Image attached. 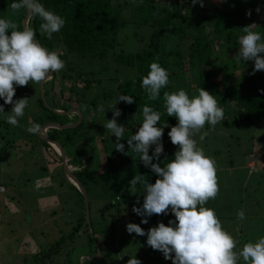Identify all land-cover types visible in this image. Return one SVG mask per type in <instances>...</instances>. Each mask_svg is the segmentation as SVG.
Listing matches in <instances>:
<instances>
[{"label":"trees","instance_id":"16d2710c","mask_svg":"<svg viewBox=\"0 0 264 264\" xmlns=\"http://www.w3.org/2000/svg\"><path fill=\"white\" fill-rule=\"evenodd\" d=\"M213 1L216 2L213 4L214 7L207 10V2L204 1V6L201 7L200 3L193 5L192 0H39L46 9L55 12L66 20L65 26L59 32L54 33L50 40L46 35L40 34L39 26L42 23L41 19L29 15L27 26H31L36 31V39L49 50H60L62 53L61 59L65 61L67 67L60 72V75L70 78L69 89L75 94L73 100L74 104L78 105V108L80 103L86 104L87 101V104H95L99 99L104 100L109 108L119 95H129L134 98L135 102L132 104L121 101L115 105V107L121 110V115L117 119L125 128L124 145L125 153L127 154L119 151L116 154V149L114 148L116 138L112 136L110 130L105 131L103 122L98 127L100 137L105 139V141L108 138L106 148L108 147L107 150L109 152L105 150V155L108 159L109 168L103 172L112 170V166L120 162L124 163L128 159H134L141 168L144 167L139 160V156L129 149L127 138L135 134L140 124H142V109L145 105L161 113V120L159 122L161 126L167 121L168 126L164 127L162 138L164 153L160 158L161 165L163 166V163L167 162L165 158L169 160L174 158V153L177 151L178 146L171 143L168 132L172 126L177 124V119L174 116H167L163 98L165 91L172 92L184 89L191 97L198 95V90L201 87L206 89L215 95L220 107L224 109V114H226L227 110V116L223 119L225 124L229 122L227 119L242 124L264 119V91H261V89H264V71H257L254 75L251 74L254 62H243L237 56L240 48L239 37L244 34L242 27L255 23L254 30L264 36V0ZM12 2L13 0H0V18L14 19L23 28L22 20L27 12L22 9L18 14L13 16L10 8ZM217 2H220V4ZM125 7L131 13L130 18L123 12ZM257 7L261 9L260 13L256 12ZM248 10H251V16L247 15ZM139 25H147L146 30H148L142 47L128 51H125L123 48L117 49L121 37L132 38L130 37L131 34L124 33L125 28L129 26V29H133L134 26L137 27ZM122 33H124L123 36ZM214 37L220 40L218 48L214 46ZM182 44L186 46L185 51L182 50ZM109 54L113 56L114 61L122 65V69L118 66L110 69V66H108L109 62H103ZM186 59L187 61L185 62ZM154 61H158L162 67L168 69L170 83L166 88L161 90L160 97L157 100L150 101L147 92L141 87V83L142 78L149 71L150 64ZM212 61L216 63L213 65L209 64ZM220 62L225 64L221 69H219ZM187 63L188 68L186 67ZM232 67L239 69L238 74L235 75L231 71ZM217 69L221 72L220 78L231 77L233 75L235 80L229 83H224L222 79L217 81L212 80L211 75ZM109 71L111 73L107 77L111 81V85L109 87L101 86L104 79L101 73ZM186 72L191 74L192 80L189 81L190 86L194 82L193 86H191L194 88H192L194 90L192 93L188 89L186 75L184 76ZM57 74V72L53 73L51 78L46 83H43L44 97L41 95L40 85L38 84L29 83L23 87L16 86L14 99L24 89L27 91L24 97H28V105H30L31 99L29 94L34 88L36 89L35 100L42 111H37L38 113L34 114V122L39 123L41 126L49 121L63 122L57 119L56 116L66 113H58L52 108L67 110L72 106L55 99V93L52 90L53 81ZM121 74L122 77H120ZM174 76L179 77L176 83L173 79L175 78ZM78 81L84 82L80 86L78 85ZM90 93L92 96L86 100L87 94ZM69 100L68 98L67 101ZM4 108L5 110L8 109L7 106ZM73 112L77 115L76 111ZM3 115L5 116L6 114ZM20 119L23 120V117ZM1 121L4 122L3 124L6 129H11V125L6 122L4 117H0V124H2ZM83 122L84 120L81 119L74 126L64 128L49 126L46 129V133L48 136L57 139L54 134H57L58 131L64 132L66 130L64 132L65 141L69 142V146L74 152L71 158H73L77 166L72 172L74 175L76 174L75 176L82 182L84 188L87 189L85 185L87 179H89V175L87 177V169L92 168V171L96 173V175L95 173L92 174L95 177L91 181H94L97 177L96 161L90 163L88 160L91 152L95 149V145L88 141L89 139L72 142L68 139L69 133L67 132V130H70L71 134L76 133ZM0 137H2L0 140V147H2L4 146L3 141L5 137H3L2 133ZM36 138L48 150H53V147L45 139L37 135ZM61 141L64 142L60 139L59 142L61 143ZM64 144L61 143L63 147ZM81 144H87L85 150L88 154L84 159V163L83 157L80 155L81 149H79V145ZM154 147L153 145L150 148V155ZM54 152L58 155V158H56L60 159V164H62L59 154L56 151ZM118 157L120 158L117 161L116 158ZM153 162L156 161L154 160ZM143 171V178L150 183H154L157 179L156 174L147 167H144ZM0 185L4 186V183L0 182ZM71 186L77 195H80L82 209H84L85 202L82 192L73 182H71ZM136 187L138 192L134 191L132 197L134 195L139 197L141 192H143L142 185L138 184ZM3 191H5V186L4 190L0 191V193ZM121 197L126 202L122 209L124 212L122 215L121 212L113 213L115 217L112 222L110 220L111 228L116 224L117 218L126 220V215L128 216L127 209L134 206L132 201L128 200L125 195H121ZM13 202L12 204H14ZM90 203L91 199L88 197L89 209L91 208ZM115 203L117 202H113L111 205H115ZM5 208L6 203L0 197V218L3 216L2 213H7L4 211ZM17 213L20 212L15 211L12 214L15 215ZM80 214V218L83 217L82 219H85L86 224H89L85 216V209ZM116 214H119V217ZM102 219L103 221L99 219V230L92 228L91 232H87L88 242L94 247L93 252L89 253L90 255L95 254L97 251V237L93 234L97 231L99 234L101 233L99 242L100 255L85 259L83 264H87L88 260L89 264H103L104 262L103 256L100 260L102 254L101 246H109L110 240L103 229L107 218L104 217ZM125 222H128V220ZM90 223L92 227L91 217ZM80 225L81 221L78 220L76 225L71 227L68 236L72 237ZM63 241L64 236L61 235L45 249L38 248L35 253L36 260L32 264H47L48 261L45 258L50 256L52 252H57ZM66 260H62L61 263L80 264V261L67 263Z\"/></svg>","mask_w":264,"mask_h":264},{"label":"rangeland","instance_id":"374dc122","mask_svg":"<svg viewBox=\"0 0 264 264\" xmlns=\"http://www.w3.org/2000/svg\"><path fill=\"white\" fill-rule=\"evenodd\" d=\"M204 1L207 2V10L213 8V4L216 3L213 0ZM217 3L220 4V2ZM196 4L198 5L199 2ZM123 12L129 18L131 17L127 7L124 8ZM146 29L147 25L134 26L133 29H129L127 26L124 33L131 34L130 37L132 38L121 37L117 49L123 48L125 51L140 49L147 36L148 30ZM219 45L220 40L214 37V46L218 48ZM182 46V50L185 51V44ZM103 62H109L110 69L115 66L122 69V65L114 61L111 54ZM214 63L216 62L212 61L209 64L213 65ZM219 65V69L225 66L223 62H220ZM66 67L65 63L64 69ZM186 67L188 68V63ZM219 69L211 75L212 80L222 79L224 83L235 80L233 75L232 78H220ZM231 71L236 75L239 69L232 67ZM60 72H57L58 74L53 81L52 91L55 93V99L72 105L71 108L78 109L81 112V119L84 120L76 133L71 134L70 130H67L68 139L72 142L89 139L88 141L95 145V152L94 150L91 152L88 160L90 163L96 161V181H91L96 173L92 171V168H88L87 177L89 175V179L85 183L87 196L91 199L89 212L92 227L91 223L90 225L86 224L85 219L80 218V212L85 208L82 209L80 195L78 196L72 189V181L63 167V162L60 164L61 161L57 159L58 155L55 154L54 150L43 152L41 142L36 138V135L26 131L29 121L34 122V114L37 111H42L35 100L36 89L34 88L29 94L31 97L30 105L25 109L23 120H19L20 126L13 129L11 125V129H6L4 122H2L3 119H1L2 124H0V134L2 133L5 137L4 146L0 147V182L5 184V191L0 193V197L4 199V203L7 205L4 211L10 214L5 219L4 216L0 218V261L2 264H32L36 260L35 253L38 248L45 249L61 235L64 236V241L60 244L57 252H52L50 256L45 258L48 261L47 264H62L64 259H67V263L81 261L82 257L90 255L89 253H92L94 248L88 242L87 232H91L92 228L99 230V219L103 221L102 218L105 217L107 219L103 229L108 235L110 244L109 246H101L100 260L103 256V264H127V261L135 258V256L141 260V264H172V260H166L160 251L153 250L147 245L146 235L130 234L126 229V225L133 222L140 224L147 232L150 227L156 226L158 222L168 224L169 220L175 219L171 212L168 215H153L148 218L147 224H143L141 223L142 217L132 211V206L126 211L128 222L117 218L116 224L111 228L110 220L112 222L115 217L113 213L121 212L122 215L124 212L122 209L126 202L121 195H125L136 206L142 205L145 193L141 192L139 197L135 195L132 197L134 191H132L129 181L134 175H144L145 166L141 168L134 159H128L124 163L120 162L112 166V170L103 172L109 168L108 159L105 155V150L108 148H106L108 138L105 141L100 137L98 127L102 125V122L106 125L107 120L112 118V110L102 99L97 100L95 104H87V101L86 104L80 103L78 108L73 100L75 94L69 89L71 80L62 77ZM110 73L111 71L101 73L104 76L101 86L109 87L111 85V81L107 77ZM185 75L188 81V89L192 93L194 88L191 86L194 82L190 86L191 74L186 72ZM173 79L176 83L179 77ZM78 82V85L81 86L84 81ZM20 92L21 94L16 96V99L23 98L27 93L24 89ZM91 96V93L87 94L86 100ZM68 98L69 101H67ZM0 104H4L2 98H0ZM5 106L8 108L7 110L4 108L5 112L12 108L11 104H5ZM101 106H103L105 114L99 110ZM73 111L75 110L67 111L66 114H58L56 118L62 120V123H76L79 114L76 115ZM225 113L224 117L227 116V110ZM3 114L7 113H0V117H4ZM227 120H229L228 124L222 121L214 128L206 124L202 132L207 131L208 135L203 141L200 140L199 134L195 139L207 155L215 158L217 166L219 193L215 199L207 202L206 207L215 210L223 227L237 239L238 248H240L244 243L254 242L259 237L264 236V119L244 124ZM42 127L43 125L41 129ZM105 131L109 130L105 127ZM64 132L58 131L57 134H53L58 140L64 141L61 143H65L68 167L71 170L76 169V163L71 158L74 152L70 148L69 142L65 141ZM37 136L41 137V134ZM124 140L121 141L123 144H125ZM52 145L58 149L57 145L53 143ZM86 148L87 144L79 145L83 163L88 154ZM56 151L58 152V150ZM115 151L117 154L118 151ZM85 152L86 154H84ZM59 158L62 160L60 153ZM119 158L116 160L118 161ZM94 173L95 175H92ZM121 178L122 180H120ZM76 187L78 188V186ZM137 190L136 187L135 191ZM55 195L56 202L53 201ZM13 196L15 200L19 197L20 203L28 206L23 209V212L15 215L12 214ZM138 199L139 204H137ZM1 201L3 202V200ZM113 202L117 203L111 205ZM239 210L245 212L243 221L237 218ZM18 212L20 211L18 210ZM119 214L116 216L119 217ZM78 220L81 221V225L74 235L69 237L71 227L76 225ZM32 225L34 227L31 228ZM97 233L99 232L97 231ZM31 239L34 245L31 244ZM27 244L30 246L23 247ZM92 255H96V253ZM88 261L87 264H89ZM240 264H243L242 260Z\"/></svg>","mask_w":264,"mask_h":264},{"label":"clouds","instance_id":"9594fccd","mask_svg":"<svg viewBox=\"0 0 264 264\" xmlns=\"http://www.w3.org/2000/svg\"><path fill=\"white\" fill-rule=\"evenodd\" d=\"M197 2L204 6V0H192L193 5ZM10 8L13 16L23 9L28 15L39 17L42 21L40 34L46 35L49 40L66 24L63 17L46 9L39 0H13ZM260 11L257 7L256 12ZM247 15L251 16V10ZM255 25L252 23L242 27L244 34L239 37L238 52L241 61L254 62L253 75L257 71H264V36L254 30ZM61 55L59 50H49L43 46L36 39V31L31 26L21 28L14 19L0 18V98L4 101V104H0V113H7L4 119L8 124L19 127V118L24 116L29 103L28 97L14 99L16 86L46 83L53 73L65 68ZM169 75L168 69L158 61L150 64L141 83L150 101L157 100L161 90L169 85ZM163 98L167 116H174L178 121L168 132L171 143L178 146V150L173 159L165 158L167 162L161 165L160 158L164 153L162 138L167 121L161 126V113L145 105L142 109L143 122L135 134L127 138V144L139 156L142 164L156 174L157 179L150 183L143 175H134L129 183L132 191L136 190L138 184L143 186V203L132 208L135 214L142 217L141 223L147 224L149 217L168 215L169 212L175 219L169 220L168 224L158 222L147 232L140 224L129 222L126 225L128 233L146 235L147 245L160 251L166 260H172V264H240L241 260L243 264H264V236L238 248L239 242L223 227L215 210L206 207L207 202L215 199L219 193L217 166L215 158L205 153L195 137L199 134L203 141L208 135L207 131L202 132L205 125L214 128L222 122L224 109L215 95L202 87L198 95L191 97L186 90L179 89L165 91ZM121 101L128 104L135 102L132 96H117L110 107L112 118L107 120L104 127L116 138L114 148L127 154L121 142L125 138V128L117 119L121 110L115 107ZM5 104L12 105L10 111L5 112ZM99 110L104 112L103 106ZM41 130V125L32 121L26 128L33 135L40 134ZM49 144L55 151L58 150ZM153 145L155 147L150 155L149 150ZM237 218L243 221L245 212L239 210ZM127 264H141V260L135 256Z\"/></svg>","mask_w":264,"mask_h":264},{"label":"water","instance_id":"95a60500","mask_svg":"<svg viewBox=\"0 0 264 264\" xmlns=\"http://www.w3.org/2000/svg\"><path fill=\"white\" fill-rule=\"evenodd\" d=\"M28 17L29 15L26 13V15L24 16L22 22H23V27L25 25H27V20H28ZM40 87H41V95L42 97H44V94H43V84H40ZM75 110L79 116H78V121L76 123H60V122H57V121H49V122H46L43 127H42V132H40L41 134V137L44 138L45 140H47L49 143H53L55 145H57L58 147V152L61 154V157H62V162H63V167L69 177V179L76 185L78 186L79 190L82 192L83 196H84V202H85V211H86V217L88 219V223L90 225V215H89V206H88V197H87V193H86V190L84 188V185L82 184V182L74 175V173L72 172V170L68 167V164H67V159H66V153H65V150L63 148V146L61 145V143L57 140V139H54L50 136H48V134L46 133V128L49 127V126H56L58 128H64V127H68V126H74L75 124H77L80 120H81V112L78 110V109H74V108H71V109H67V110H62V109H57V108H54L53 110L58 112V113H66L67 111H72ZM93 235H96L97 237V243H96V247H97V251H96V255H84L80 261V264H83L85 259L88 258V257H95L97 256L98 253H100V249H99V242H100V234L99 233H95Z\"/></svg>","mask_w":264,"mask_h":264},{"label":"crops","instance_id":"0c3cea01","mask_svg":"<svg viewBox=\"0 0 264 264\" xmlns=\"http://www.w3.org/2000/svg\"><path fill=\"white\" fill-rule=\"evenodd\" d=\"M40 144H41V148H42L43 152L49 151V150H48V149H47L42 143H40ZM40 150H41V149H40ZM53 150L55 151V149H53ZM54 161H55V160H54ZM4 185H5V184H4ZM17 198H18V199L15 200V198H14V200H13V201H14V204H13V207H12V208H13V211H12V212H15V211L18 212V210H19L20 213H21V212H23V209H24V208H27L28 206H27V204L24 205V204L20 203L19 200H21V199H20L19 197H17ZM53 198H54L53 201L56 202V199H55V198H56V195L53 196ZM23 205H24V206H23ZM6 207H7V205H6ZM8 214H9V213H2V215L4 216V218H5L6 216H8ZM33 225H34V224H33ZM33 225L31 226V228L34 227ZM239 225H241V223H239ZM29 242H30V241H29ZM31 244L34 245V243L32 242V239H31ZM29 246H30V245H28V244H27V245H23V247H29ZM0 263L2 264V261H0Z\"/></svg>","mask_w":264,"mask_h":264},{"label":"built area","instance_id":"2783aa9c","mask_svg":"<svg viewBox=\"0 0 264 264\" xmlns=\"http://www.w3.org/2000/svg\"><path fill=\"white\" fill-rule=\"evenodd\" d=\"M4 190V186L0 185V191Z\"/></svg>","mask_w":264,"mask_h":264}]
</instances>
